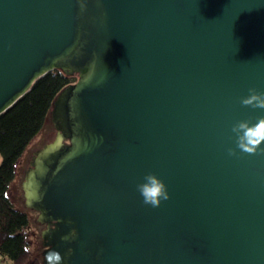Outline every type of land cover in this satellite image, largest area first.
I'll return each instance as SVG.
<instances>
[{"label": "water", "instance_id": "obj_1", "mask_svg": "<svg viewBox=\"0 0 264 264\" xmlns=\"http://www.w3.org/2000/svg\"><path fill=\"white\" fill-rule=\"evenodd\" d=\"M53 69L18 186L40 264H264V0H0V113Z\"/></svg>", "mask_w": 264, "mask_h": 264}, {"label": "trees", "instance_id": "obj_2", "mask_svg": "<svg viewBox=\"0 0 264 264\" xmlns=\"http://www.w3.org/2000/svg\"><path fill=\"white\" fill-rule=\"evenodd\" d=\"M76 78V74L60 69L48 71L0 113V264H40V257L32 255L29 248L27 229L33 212L20 207L8 191L17 178L18 160L50 124L48 116L55 97Z\"/></svg>", "mask_w": 264, "mask_h": 264}, {"label": "clouds", "instance_id": "obj_3", "mask_svg": "<svg viewBox=\"0 0 264 264\" xmlns=\"http://www.w3.org/2000/svg\"><path fill=\"white\" fill-rule=\"evenodd\" d=\"M83 7V4H81ZM242 103L251 104L253 102L264 105V92L250 90V95L242 98ZM243 127V125H241ZM245 139L248 143L242 146L249 151L252 150L250 145H257L264 140V120L258 121L255 125L250 126L245 131ZM144 201L153 206H158L162 199L168 198L167 188L164 182L155 175L149 174L145 177L143 183L138 185Z\"/></svg>", "mask_w": 264, "mask_h": 264}, {"label": "rangeland", "instance_id": "obj_4", "mask_svg": "<svg viewBox=\"0 0 264 264\" xmlns=\"http://www.w3.org/2000/svg\"><path fill=\"white\" fill-rule=\"evenodd\" d=\"M50 127V124L44 128L40 133L36 135V137L33 139V141L30 143L28 148L26 149L25 153L21 156V158L18 160L17 165V178L16 181H14L13 186L10 188L8 193L11 195V197L19 204L21 205V199H22V190L19 186V181L23 177L22 167L25 165L26 161L30 158V151L41 146L44 141V135L43 132L47 130ZM0 161H1V155H0ZM35 217V213L33 212V215L31 217V223L28 227V233H29V248L31 250L32 255H36L40 257V240L39 237H37L38 229L36 226L33 225V219Z\"/></svg>", "mask_w": 264, "mask_h": 264}, {"label": "flooded vegetation", "instance_id": "obj_5", "mask_svg": "<svg viewBox=\"0 0 264 264\" xmlns=\"http://www.w3.org/2000/svg\"><path fill=\"white\" fill-rule=\"evenodd\" d=\"M36 214V213H35ZM38 224V223H37ZM45 227L44 225L42 224H38L37 228L40 230L41 228Z\"/></svg>", "mask_w": 264, "mask_h": 264}]
</instances>
